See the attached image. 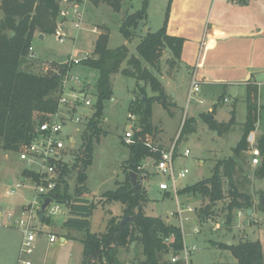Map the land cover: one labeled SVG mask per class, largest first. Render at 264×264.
<instances>
[{"label":"rangeland","instance_id":"rangeland-1","mask_svg":"<svg viewBox=\"0 0 264 264\" xmlns=\"http://www.w3.org/2000/svg\"><path fill=\"white\" fill-rule=\"evenodd\" d=\"M144 1L131 0L124 4L120 12H114L107 5L93 7L88 0L72 3L62 0V11H66L69 4L78 5L83 14L80 28L75 26L77 19L73 9H70L67 18L62 21V23L65 21L64 25L67 28L62 40L56 35H47L43 40L38 37L34 39L33 49L36 56L33 55L32 62L37 72L58 75L62 70L61 65L68 66L70 70L63 77L64 80L70 79L66 86V93L71 94L72 91L86 93L95 104L98 72L83 65H75L71 63V60L89 58L94 52L99 35L105 32V27L109 33V49L114 50L127 44L130 55H136L142 38L149 32L159 31L164 26L167 16L169 21L174 3V0H149L147 20L140 23L131 40H126L120 32V26L127 15L142 9ZM230 1L233 3L229 9L230 13L228 12L229 16L226 18L224 16V19L231 20L227 25L251 27L253 22L264 24V0ZM221 2L222 0H213L209 23H213L216 19ZM205 3H208V0H205ZM2 16L0 12V20ZM93 29L97 32L94 33ZM260 49L262 48L259 43L252 40H235L231 42V46L227 47L221 45L219 60H223V63L218 71L220 77L227 80L228 94L231 96L226 94L225 85H219L216 87L214 97L207 94L206 98L202 93L200 94L204 104L188 100V81L185 76L187 73L184 71H181L184 74L180 73L179 63L174 69L169 70L166 61L171 59L172 55L169 51H165L158 77L166 94L174 98V104L172 101L166 107L162 101H156L153 104L152 122L157 132L151 142L165 150L176 146L177 169L189 171L186 178L179 182V190L209 179L216 162L231 157L233 149L242 139L243 126L247 119V104L243 98L245 88L239 85L240 83H236L237 80H242V76L236 75L235 68L239 69L248 64H253L254 67L259 66L260 61L264 62V56H260ZM217 55L218 53L212 57ZM125 68L126 66L123 69ZM178 74L179 77L176 76ZM112 87L113 97L105 103L104 117L101 122L106 135H103L99 142H94L93 162L87 170L86 187L90 193L84 197L95 204L99 203L103 194L115 190L116 184L124 182L127 178L122 166L129 159L130 151L122 144V141L131 126L135 125L136 128L138 125V117L130 111L132 102L159 96L146 82H138L135 78L122 73L112 77ZM260 93L264 104V86L260 88ZM224 95L228 99L227 102H224L221 97ZM212 103L217 104L215 108H217V119L220 121L228 123L232 119L233 112L236 114V124L229 132L219 136L218 131L212 130L203 118L205 115L210 116L208 110L210 106L211 108L214 106ZM93 114V108L78 110V115L81 116L90 117ZM131 114L135 116V119L129 118ZM191 116L196 117V130L185 134L179 141L184 123ZM69 130L75 139L74 145L69 143L66 145L69 153L68 164L72 167L76 157L83 151L86 123L79 125L71 123L65 132ZM257 131L264 135V108L261 109ZM250 143L256 146L254 140ZM186 150L190 151L189 157L184 156ZM247 156L249 175L243 191L253 197L255 207L251 209V215L247 210H235L230 224L227 221L229 198L212 203L201 195L176 196L174 192L170 195L165 194L159 190V184L164 178L156 174L154 162L151 160L144 162V171L141 173L140 180L141 187L148 193L149 198L144 211L148 216L160 217L182 228L185 245L196 248L191 256L193 264H237L231 252L224 247L230 243L237 245L240 242L260 241L264 253V212L257 208L259 194L264 192V180L256 179L254 171L257 167L251 164L250 152ZM27 168V164L20 160L19 153L5 152L0 147V212L3 214L0 219V264H18L22 260H29L32 264H84V246L80 239L86 236V232L63 229L62 225L69 217L68 209H64L63 214L50 219L49 223H38L35 229L39 236L33 243V253L29 257L22 254L24 233L15 221L22 217L24 206L30 205L36 196L34 184L30 179L23 177V172ZM18 184H23L21 189H17ZM69 186L70 193L75 196L77 172H73L70 177ZM12 189H16L17 194L14 197H8L7 191ZM179 203L184 209L188 206L193 209L191 212L185 211V220L182 222L170 216L178 209ZM206 207H209L208 216L200 217V211ZM9 214L13 215L12 220H8ZM123 215V206L118 202L98 205L89 218L90 233H104L113 218L121 221ZM51 234L57 237L55 243L49 242ZM65 234L70 237L66 243L61 241ZM142 251V246L138 243H133L127 249H121L118 254L119 264H142L144 260Z\"/></svg>","mask_w":264,"mask_h":264},{"label":"trees","instance_id":"trees-1","mask_svg":"<svg viewBox=\"0 0 264 264\" xmlns=\"http://www.w3.org/2000/svg\"><path fill=\"white\" fill-rule=\"evenodd\" d=\"M130 1L88 0L93 7L107 5L114 12H120L124 4ZM61 2L62 0H0V12L3 15L0 20V147L5 152L25 151L34 140L38 125L58 112L59 101L64 93L63 77L70 69L61 65L62 70L58 75L37 72L33 59L30 58V48L37 34L56 35L58 27L63 24ZM148 4L149 0H145L141 10L127 15L123 20L120 32L126 40H131L140 23L147 20ZM167 27L168 16L159 31L149 32L142 38L136 55H130L126 45L109 49V33L105 27V32L96 41L94 52L80 64L99 74L94 114L86 122L83 151L76 157L72 167L64 166L51 196L69 211V217L62 225L63 229L86 232L81 240L84 246V264H119V251L129 248L133 243L142 246V264H171L170 253H179L185 247L181 227L160 217L146 215L144 208L149 198L148 193L141 187L140 180L144 162L159 160L160 151L163 150L161 146H155L151 142L157 132L152 122L153 104L162 101L166 107L171 102L158 77L162 58L165 51H169L172 58L166 61V65L169 70L174 69L181 60L185 45V39L169 35ZM124 64L127 66L125 69ZM119 73L133 77L138 82H146L159 96L132 102L130 111L138 117V125L134 128L133 143L129 145L122 141L130 151L129 159L122 166L127 178L124 182L117 183L115 190L103 194L99 203L95 204L84 197L90 193L86 187L87 170L93 162L94 142H99L106 135L101 122L105 103L113 97L112 77ZM246 103L244 134L233 149L232 156L217 161L209 179L179 191V196L201 195L212 203L229 198V224L233 221L235 210L249 211L255 207L253 197L243 190L249 175L247 153L252 148L249 136L255 131L260 118L257 87L248 86ZM203 118L219 135L229 132L236 124L234 114L228 123H217L209 115ZM195 130L196 119H186L179 141L185 134ZM155 147L157 152H153ZM256 147L260 149L262 159L254 171V176L258 180H264V135L256 140ZM73 172H77L75 196L70 193L69 186ZM131 172L138 175L137 188L131 183ZM23 177L37 179L29 170H24ZM114 202L123 206V214L129 216V220L120 226V221L113 218L104 233H90L89 218L93 210L98 205ZM257 208L264 212V192L259 194ZM208 212L209 207L201 210L200 217H207ZM44 222L49 223L50 219H45ZM224 247L231 252L237 264H264L260 241L226 244Z\"/></svg>","mask_w":264,"mask_h":264},{"label":"built area","instance_id":"built-area-1","mask_svg":"<svg viewBox=\"0 0 264 264\" xmlns=\"http://www.w3.org/2000/svg\"><path fill=\"white\" fill-rule=\"evenodd\" d=\"M73 14L77 19L75 26L80 28V22L82 21L83 14L80 11L78 5L74 6ZM62 16L67 17L68 12L62 11ZM93 32H97L96 29ZM56 36L60 40L64 38V30L61 29V25L56 31ZM33 46L30 48V58L33 59ZM88 59H73L71 63L80 65L82 60ZM70 80V79H69ZM63 80L64 93L59 101L58 112L54 115H50L46 121L39 124L34 140L30 146L23 152L19 153L21 161L25 162L28 166L26 170L33 172L37 179L28 178L34 184L36 196L34 201L24 206L22 210V217L16 220V224L23 230L24 241L22 243L21 252L26 257H29L33 253V243L39 236L38 231L35 229L38 223H44L45 219H52L56 216L63 214L64 209H67L65 205L59 203L52 198V193L55 191L57 183L62 174V169L68 164L69 153L67 150V143L74 145L75 139L71 135L69 130L67 133L66 128L71 123L81 124L86 123L89 116L78 115V110L82 108H93L94 102L87 96L86 93L72 91L71 94L66 93V86L69 81ZM76 81H80L75 79ZM201 91V82L195 77L191 81V87L189 92V101H192ZM65 111V112H64ZM130 119H135V116L129 115ZM135 125L131 126L130 131L126 132L124 141L126 144H132L134 138ZM158 149L153 148V152H157ZM251 164L257 167L261 164L262 153L256 146H252L251 150ZM185 157L190 156V151L186 150ZM176 146H172L170 149H163L160 151V159L154 162V168L156 174L164 178L159 184V190L165 194H171L174 192L176 196H179V182L186 178L188 174L187 169H177L176 167ZM144 170V167H142ZM23 184H18L17 189H21ZM17 194L16 189L7 191L8 197H14ZM46 198H51V202L47 206L45 211H42V206ZM183 208V205L178 204V209L171 213L172 219H178L180 222L185 220V211H193L189 206ZM3 215V214H2ZM43 215V220L40 216ZM13 215H8V220H12ZM187 220V218H186ZM57 237L54 234L49 235V242L55 243ZM196 248H190L185 245L184 249L179 253L171 252L169 255V262L171 264H193L191 256L195 253ZM18 264H32L29 260H22Z\"/></svg>","mask_w":264,"mask_h":264},{"label":"crops","instance_id":"crops-1","mask_svg":"<svg viewBox=\"0 0 264 264\" xmlns=\"http://www.w3.org/2000/svg\"><path fill=\"white\" fill-rule=\"evenodd\" d=\"M64 2L72 3L68 0H64ZM212 3L213 0H208V3H205V0H174L167 27V32L169 35L182 37L185 39V45L183 47L181 60L178 65L180 68V73L181 71L187 73V75L185 76H187L188 81V100L191 81L193 80V78L195 77L201 82V91L198 96L192 100L197 102L198 104L205 103L204 100L200 98L201 93L206 98L208 97L207 94H209V96L211 97H214L217 90L216 87H218L219 85H225V92L226 94H228V82L226 79H224V77H220L218 71V69H220L219 66L223 63V60H219V48L221 45H226V47L231 46V42L235 40L257 41L260 45V48H262L260 49V56H264V24L253 22V25L251 27H232L227 25L231 20L224 19V16L225 18L229 16L228 12L230 13L229 9H231V4L233 3L230 0H222L220 9L216 15V19L213 21V23H209L211 12L210 8H212ZM76 5L77 4H69V7L65 12H69V10L73 9ZM62 18L65 19L67 17L62 16ZM64 23L61 25V27H64L65 32L67 31V28L65 27ZM39 36L40 34L36 35V37L38 38ZM45 37L46 36H44V38ZM230 48L233 49L232 47ZM217 53L218 55L216 57H212V55ZM34 54L35 53L33 50V55ZM125 66L126 64L123 65V68ZM235 72L237 76H242V80H240L241 82L237 80L238 82L236 81V83H240L239 85H242L245 88V94L243 95L244 100L246 101L247 98L248 86L251 85L257 87L259 107L261 109L264 108V104L262 103V94L260 93V88L264 86V62L260 61L259 66L256 67H254L253 64H248L246 66H241L239 69L235 68ZM179 74L176 76L179 77ZM205 89L207 90L205 91ZM167 96L169 101H172V103L174 104V98L169 94H167ZM221 97H223L224 102L228 101L226 95ZM234 98L235 97H233V99ZM237 99L238 98H236V100ZM212 104L214 105V103ZM216 106L217 104L212 108L210 106L208 114H210L211 119H214L217 123H226L217 119V108H215ZM233 114L236 115L234 112ZM188 118L195 119L196 117L191 116ZM257 129L258 123L256 124L255 131L252 133L253 140L255 142L259 137L263 136V134H260ZM217 134L219 136V133ZM2 217L3 215L0 212V219ZM68 238H70L69 235L65 234L61 238V241L66 243L68 241Z\"/></svg>","mask_w":264,"mask_h":264},{"label":"water","instance_id":"water-1","mask_svg":"<svg viewBox=\"0 0 264 264\" xmlns=\"http://www.w3.org/2000/svg\"><path fill=\"white\" fill-rule=\"evenodd\" d=\"M61 29L65 30L63 26L61 27ZM39 38L41 40H43L44 39V35L40 34ZM210 128H211V126H210ZM251 140H253V134H250V136H249V142H251ZM129 176H130V180H131V183H132L133 187L137 188L138 175L136 173L131 172L129 174ZM50 202H51V198H46L45 199V202H44V204L42 206V211L46 210V208H47V206L49 205ZM248 214L251 215L252 214V210H249ZM40 218H41V220H43V215H41ZM129 218H130L129 216L124 215L122 220L120 221V226H123L129 220ZM229 245H231V243Z\"/></svg>","mask_w":264,"mask_h":264}]
</instances>
